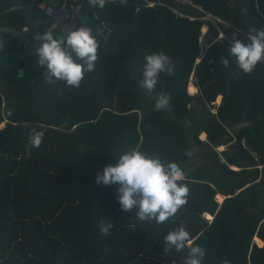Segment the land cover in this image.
Returning a JSON list of instances; mask_svg holds the SVG:
<instances>
[{"label":"trees","instance_id":"1","mask_svg":"<svg viewBox=\"0 0 264 264\" xmlns=\"http://www.w3.org/2000/svg\"><path fill=\"white\" fill-rule=\"evenodd\" d=\"M185 1L72 4L67 22L81 7L73 30L113 29L106 44L98 38L100 59L79 89L45 83L29 41L18 46L17 35L0 31V264H183L187 248L164 250V237L181 226L206 249L203 264H264L256 239L264 241V63L245 74L227 51L234 30L247 43L250 27H264V0ZM11 7L0 0V26L22 29L26 20ZM36 10L43 30L49 20ZM160 51L176 71L161 73L156 93L171 101L156 111L139 82L145 55ZM241 118L254 125L235 132ZM33 127L45 136L26 157ZM134 149L185 171L188 203L171 222L141 224L135 211L120 210L118 185L96 184ZM101 219L114 225L108 236Z\"/></svg>","mask_w":264,"mask_h":264},{"label":"clouds","instance_id":"2","mask_svg":"<svg viewBox=\"0 0 264 264\" xmlns=\"http://www.w3.org/2000/svg\"><path fill=\"white\" fill-rule=\"evenodd\" d=\"M87 2L93 8L97 6L103 8L106 0ZM119 2L122 6L128 4V0ZM241 11L246 13L247 9ZM25 27L23 29H26ZM112 31L113 29L105 23L102 28L93 30L91 27H80L63 36L51 29L37 34L35 39L40 44L33 55L37 65L43 69V81L49 85L63 83L69 89H79L86 74L95 71L100 59L98 38L102 37L106 44ZM240 35L239 29L233 31L229 37L227 51L235 58L241 71L251 74L258 64L264 63V27L259 30L250 27L246 36L247 43ZM28 39L26 38L25 42ZM144 59L146 63L143 65L140 87L145 90V95L155 99L156 111L169 108L170 94H157L156 88L161 73L167 76L175 74V62L163 51L146 54ZM222 62L225 68L229 66L228 58H223ZM209 63L214 61L210 60ZM60 93L63 94L62 89ZM8 115H12V110H9ZM28 126V122H25L24 127ZM44 136L43 130L34 127L28 131V140L24 146L26 157H31L32 150L41 146ZM184 156L191 158L193 153L185 149ZM116 161L115 165L110 163L104 167L102 173L97 174L96 184L118 185L117 200L120 210L125 213L135 211L141 224L154 222L159 226L171 222L179 210L188 203L190 189L183 183L186 173L178 163L165 162L155 154L149 155L137 149L122 154ZM113 226L111 222L101 219L99 231L102 235L108 236ZM186 248L188 250L182 258L183 264H203L206 249L198 244L193 246L190 232L183 226L170 230L164 237L166 253H171L173 249L180 253ZM221 264L231 262L225 259Z\"/></svg>","mask_w":264,"mask_h":264},{"label":"water","instance_id":"3","mask_svg":"<svg viewBox=\"0 0 264 264\" xmlns=\"http://www.w3.org/2000/svg\"><path fill=\"white\" fill-rule=\"evenodd\" d=\"M44 0H31L29 4H26L24 0H9L12 7L7 11L8 13H19L21 12L26 20V29H18L7 24L0 26V31H7L12 35H17L19 37L18 46L25 43L26 38H29V51L35 53L36 48L39 46L40 42L35 39L37 34L43 33L41 28L42 20L37 17V5ZM81 7L74 11L71 10V19L68 23H65L60 27V31L56 34L61 36L69 33L77 26L80 22L78 17ZM254 120H246L241 118L240 122L235 126V132H239L241 129L254 125Z\"/></svg>","mask_w":264,"mask_h":264},{"label":"built area","instance_id":"4","mask_svg":"<svg viewBox=\"0 0 264 264\" xmlns=\"http://www.w3.org/2000/svg\"><path fill=\"white\" fill-rule=\"evenodd\" d=\"M111 1L117 2L118 0ZM77 2L78 0H48L46 2H41L37 8L49 20L43 32L49 29L55 32L60 26L67 22L70 16L69 7Z\"/></svg>","mask_w":264,"mask_h":264},{"label":"rangeland","instance_id":"5","mask_svg":"<svg viewBox=\"0 0 264 264\" xmlns=\"http://www.w3.org/2000/svg\"><path fill=\"white\" fill-rule=\"evenodd\" d=\"M178 1H180L181 3H184V2H186L185 0H178ZM207 31V29H206V27L205 28H203V33H205ZM222 36V35H221ZM201 41H202V39H201ZM202 47H203V50H204V48L206 47V45L202 42ZM188 90H189V87H188ZM189 93L190 94H196L197 93V90L195 91V92H190L189 91ZM221 99L222 98H220V100L218 101V99H216V101H215V104H219L220 102H221ZM0 127H4V124H2ZM201 139H203L202 137H201ZM223 149V147H221V148H219V151H221ZM217 200L220 202V203H222V201L224 200V197L222 196V198H219L218 196H217ZM207 218H209V219H211L210 217H208V216H206Z\"/></svg>","mask_w":264,"mask_h":264},{"label":"bare ground","instance_id":"6","mask_svg":"<svg viewBox=\"0 0 264 264\" xmlns=\"http://www.w3.org/2000/svg\"><path fill=\"white\" fill-rule=\"evenodd\" d=\"M109 2H110V1H109ZM188 15H189V14H188ZM181 17H182V16H181ZM206 17H207V16H206ZM196 89H197V88L191 83L190 86H189V90H188V91H190V92L193 93V92L196 91ZM220 98H221V96H219V97L217 98L218 101L220 100ZM201 137L203 138V140H205L207 136H206V134L202 133V134H201ZM218 197H219V198H222L221 195H218ZM209 212H210V211H209ZM207 216L210 217V218L212 217L211 214H207ZM256 239H257V241H258L261 245L264 244V241H263L260 237H256Z\"/></svg>","mask_w":264,"mask_h":264},{"label":"crops","instance_id":"7","mask_svg":"<svg viewBox=\"0 0 264 264\" xmlns=\"http://www.w3.org/2000/svg\"><path fill=\"white\" fill-rule=\"evenodd\" d=\"M45 1V0H44ZM41 2H43V1H41ZM71 14H72V12H71ZM27 41H29V39L27 40ZM190 86V85H189ZM197 90V89H196ZM197 92H198V90H197ZM222 98V97H221ZM205 134V133H204ZM203 140V139H202ZM222 150H224V147H223V149ZM221 150V151H222Z\"/></svg>","mask_w":264,"mask_h":264}]
</instances>
